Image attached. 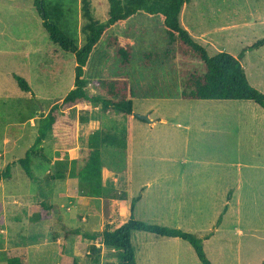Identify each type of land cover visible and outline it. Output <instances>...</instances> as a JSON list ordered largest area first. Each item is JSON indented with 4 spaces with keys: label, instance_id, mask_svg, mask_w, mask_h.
<instances>
[{
    "label": "rangeland",
    "instance_id": "obj_1",
    "mask_svg": "<svg viewBox=\"0 0 264 264\" xmlns=\"http://www.w3.org/2000/svg\"><path fill=\"white\" fill-rule=\"evenodd\" d=\"M47 2L63 6L60 28L83 46L87 20L82 0ZM90 3L94 19L105 22L108 1ZM180 23L194 34H205L204 44L197 42L210 56L227 52L238 57L264 40V0H191L182 10ZM161 25L160 18L141 14L125 27L109 31V36H128L135 43L132 64L123 71L135 94L134 114L149 111L154 114L150 120L156 122L166 118L169 124L186 121L206 127L180 132L189 137L194 162L163 160L160 153L168 145H185L176 132H167L170 139L156 133L153 140L147 127L141 130L143 141L138 146L133 138L128 148L129 137L126 148L111 146L104 143L106 137H127V116L113 111L91 120V110L83 105L67 111L79 122L78 150L62 155L53 149L50 135L33 157V180L16 165L12 179L0 183V264L13 257L24 258L27 264H118L119 252L84 235L127 222L128 201L138 198V221L200 238L213 233L204 240L212 264H264V109L252 101L159 99L180 93L183 72L202 70L199 61L178 54L177 44ZM108 43L103 40L92 55L87 91L97 80L120 73L119 60ZM148 53L153 56L146 65ZM242 64L250 84L264 94V73L252 71L254 64L264 69V46L247 51ZM75 67V56L49 41L33 0H0V171L34 145L42 116L74 87ZM15 74L26 79L31 93L18 87ZM134 121L135 132L140 121ZM95 150L101 153L106 178L101 197H94L91 185L79 177ZM164 175L172 179L162 180ZM147 183H153L152 193L142 192ZM45 199L58 211L52 212L51 219L40 220L37 211ZM66 229L81 233L65 237ZM132 244L138 264H202L181 239L133 232Z\"/></svg>",
    "mask_w": 264,
    "mask_h": 264
},
{
    "label": "trees",
    "instance_id": "obj_2",
    "mask_svg": "<svg viewBox=\"0 0 264 264\" xmlns=\"http://www.w3.org/2000/svg\"><path fill=\"white\" fill-rule=\"evenodd\" d=\"M108 18L105 22L94 19L91 11L90 0H82L83 16L87 20L83 27L85 43L79 46L77 42L67 35L61 28L60 23L64 18V9L61 4H49L47 0H33L34 9L41 19V24L49 41L58 46L63 52L73 54L76 59L74 88L67 94L61 103L51 107L49 112L42 116L38 124V135L34 145L26 152L25 156L17 161L8 163L0 171V183L9 181L14 174V166L19 165L28 178H35L32 162L35 155H39V149L45 140L51 135L53 149L56 151H71L78 146L79 122L76 117L67 115L85 103L100 104L104 112L113 110L131 119L134 115L133 99L135 98L131 81L127 73L123 71L129 68L133 61L135 43L128 36L110 35L109 31L117 27H125L130 19L145 14L150 17H158L161 27L166 31L168 38L177 44V52L183 58H192L199 61L202 70L192 69L183 72L182 87L180 93L164 95V97L184 100H222V101H252L264 109V94L252 86L248 80L242 59L247 51L264 46V40L249 46L238 57L227 52H221L210 56L206 48L198 43L180 23L181 13L185 5L191 0H107ZM108 39L109 47L115 52L119 60V75L110 78H102L95 82L96 95L87 92L86 81L87 69L92 55L99 44ZM146 56V65H149L152 54ZM18 87L26 93H31L32 88L25 78L14 75ZM163 97V96H159ZM130 123V121H129ZM127 137L108 136L111 146L127 147V138L131 136V124L128 126ZM45 159L46 156L42 155ZM79 177L91 185V193L94 197L102 196L104 173L101 166V153L99 150L92 151L79 172ZM44 198L46 195H42ZM138 199H132L128 204V220L119 227L113 229L107 225L101 232L85 234L87 240H101V243L118 254V264H138L136 251L132 244L133 232H146L159 237L181 239L191 245L197 258L202 264H212L207 257L204 240L210 239L213 233L205 238L185 232L181 229L170 228L160 225L147 224L135 219V208ZM58 211L56 205L48 203L45 199L41 202L37 211L40 220L52 218V212ZM225 208L216 224L221 225ZM80 229H66L65 237L79 235ZM94 251H99L96 246ZM8 264H27L26 259L13 257ZM77 264V263H75Z\"/></svg>",
    "mask_w": 264,
    "mask_h": 264
},
{
    "label": "crops",
    "instance_id": "obj_3",
    "mask_svg": "<svg viewBox=\"0 0 264 264\" xmlns=\"http://www.w3.org/2000/svg\"><path fill=\"white\" fill-rule=\"evenodd\" d=\"M188 25H189V23H188ZM184 28L191 34V36L196 41L204 44L203 41L205 40L206 37H205V34L203 32H197V33L194 34V32H192V30H190L188 27L184 26ZM252 71L254 73H260V72L264 73V69H258L257 64H254V67H253ZM73 88L74 87H72V89ZM87 92L90 95H96L97 94V91L94 88V86H93V89H91V91L88 90ZM146 97H149V96H146ZM166 98H168V97H164L163 96V97H160L159 99H166ZM63 99H60V101H62ZM145 99H149V98H145ZM170 99L173 100V98H170ZM177 100H184V99H177ZM199 101H202V100H199ZM204 101H222V100H204ZM80 106H82V105H80ZM83 106H85V108H87L88 110H91V112H90L91 120L93 118H95L99 113L100 114H104V111H103L102 106L100 104L85 103V104H83ZM133 106H134V103H133ZM133 111H134V107H133ZM106 112L107 113L113 112V110H108ZM140 114H143V115L146 114V115H148V117L150 119H152L153 115H154V114H151V112H149V111L143 112V113H140ZM136 119L140 121L139 122L140 125L137 123L139 125V127L137 128L138 131L135 130V132H134V128H136L134 120H136ZM161 119L162 120H160V118H159L158 122H156L154 120H151L152 122H147V121L140 120V119L132 116L131 119H129V121H130L129 124H131V136L129 138L128 148H129V144H131V141L133 142V138L135 139L136 146H138V144L140 142V139H141V142L143 141V134L144 133L141 130H143L144 128H147V127L149 128L147 130V132L151 133V135L153 136L152 137L153 140H154V136L156 135V133L161 135L164 138L170 139L171 136H169V134L167 132L168 131H170V133L176 132V133H178V136H177L178 138H183V136H181V133H180V132H183V130H185L188 133L189 131H193L194 129H201V130H205L206 129V127H203V128L202 127H195L194 124L188 123L186 121H179V122H176V123H170L169 124L168 121L166 120V118H161ZM129 124H128V126H129ZM159 126H161V127H159ZM201 126H205V125H201ZM160 128H163V130H160ZM139 131H141V132H139ZM78 139H79V134H78ZM156 139H158V136H156ZM181 140L185 143V145L183 147H179V145H178V146H175L177 148H173V147L169 148V145H168V150H167V147H166L164 150L161 151L160 154H162L163 160H166L168 162H186V163L194 162V161H192V159L190 157L192 154L190 153L189 148H188V142H189L188 135H186V137L181 139ZM132 144L130 145V148H132ZM152 146H153L152 148L155 149V146L153 144H152ZM78 147H79V140H78L77 148ZM77 148L75 150H71V151H58V152H61L62 155H63V154H65L63 152H75V151L78 150ZM154 151H156V150H154ZM157 152L159 153V151H157ZM57 154H60V153H57ZM196 162H204V161H203V159H198V160H196ZM192 176L193 175H191V177ZM158 177H160V176L158 175ZM168 179H172V177L170 175H164L162 177V180H168ZM152 185H153V183H147V186H145V187L142 186V192L145 191V193H148V194L152 193L149 190V189L152 188ZM142 200H143V196H142ZM114 202H117V201L114 200ZM128 203H129V201H128ZM104 204H105V200H104ZM106 204H108V203H106ZM172 239H177V238H172Z\"/></svg>",
    "mask_w": 264,
    "mask_h": 264
},
{
    "label": "water",
    "instance_id": "obj_4",
    "mask_svg": "<svg viewBox=\"0 0 264 264\" xmlns=\"http://www.w3.org/2000/svg\"><path fill=\"white\" fill-rule=\"evenodd\" d=\"M134 117L140 119V120H144V121H147V122H152L150 120V118L148 117V115H140V114H134Z\"/></svg>",
    "mask_w": 264,
    "mask_h": 264
}]
</instances>
